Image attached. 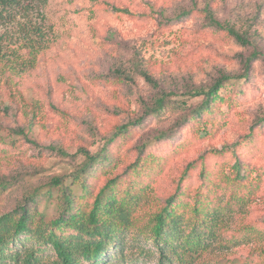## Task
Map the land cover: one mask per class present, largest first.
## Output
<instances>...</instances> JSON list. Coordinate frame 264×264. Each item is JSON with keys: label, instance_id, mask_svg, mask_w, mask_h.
Returning <instances> with one entry per match:
<instances>
[{"label": "rangeland", "instance_id": "374dc122", "mask_svg": "<svg viewBox=\"0 0 264 264\" xmlns=\"http://www.w3.org/2000/svg\"><path fill=\"white\" fill-rule=\"evenodd\" d=\"M17 1L0 21V182L8 184L0 189V215L34 190L43 193L52 177L68 176L82 161L78 155L65 158L39 150L21 138L19 148L11 149L2 144L10 141V131L23 130L42 149L54 146L70 156L80 149L95 153L117 127L143 117L144 105H152L160 91L183 101L189 108L182 114L188 113L201 99L189 98L186 92L207 88L222 74H242L241 59L257 51L260 57L247 79L230 81L221 89L223 101L216 102L218 113L208 121L175 129L156 141L160 133L174 129L179 117H148L108 145L114 158L110 154L107 168L110 176H125L140 145L160 162L152 176L141 179L140 187L146 185L149 196L126 199L128 220L116 232L117 242L131 258L132 251L154 247L145 229L154 212L153 200L162 203L172 195L184 169L194 163L182 179L186 201L191 202L201 169L195 161L203 156L214 169L221 157L209 156L211 149L241 143L235 149L261 174L258 197L244 217L222 210L224 228L217 231L221 245L213 239L207 243L208 233L200 231L208 250L191 264H260L259 243L238 230L264 222V124L255 127L264 116V0H47L44 21L31 7L33 0ZM203 9L243 35L249 45L241 46L207 25L198 14ZM183 12L191 15L171 22ZM32 27L40 31L37 39ZM31 39L39 48L34 60L23 45ZM142 72L158 87L149 85ZM250 128L252 142H240ZM89 182L96 193L104 176ZM52 201L41 195L36 203L39 210L48 209L49 218L56 216ZM191 226L181 230L180 238Z\"/></svg>", "mask_w": 264, "mask_h": 264}, {"label": "trees", "instance_id": "16d2710c", "mask_svg": "<svg viewBox=\"0 0 264 264\" xmlns=\"http://www.w3.org/2000/svg\"><path fill=\"white\" fill-rule=\"evenodd\" d=\"M47 0H33L31 7L39 13L41 21H44L42 8ZM17 0H0V21L10 9L16 8ZM27 13L29 10H23ZM198 14L204 16L207 25L224 31L241 46L249 45V41L232 27L222 24L208 9H203ZM191 12H183L174 17L173 21L186 19ZM34 39L40 36L39 29L32 27ZM29 40L23 45L28 50L29 60H34L39 48ZM43 41V40H42ZM260 53L254 51L245 59H241L243 73L239 75H220L214 83L207 88L189 90V98H200V104L188 113L182 114L189 107L183 101L172 99L171 93L160 91L152 105H144L143 117L134 122H127L116 128L110 138L105 140L98 152L91 153L80 149L74 156H70L64 150L49 146L40 148L38 144L28 139L27 134L19 129L10 131L7 137L10 141L2 144L11 149L19 148L17 140L21 138L26 143H31L39 150H47L60 157L80 156L82 161L76 165L72 173L66 177H52L45 191L34 190L26 195L21 204L14 209L0 215V264H143L147 260L157 259L156 264H191L198 259L204 251L208 250V244L203 243V231L207 234L208 242L213 239L222 243L217 231L224 228L222 222V210L228 213L234 212L238 217H244L247 209L256 200L257 191L261 184V174L255 166L245 162V153L237 152L236 147L241 143L222 148H213L208 152L211 157H221V162L214 169L205 164L203 156L195 163L201 164L198 175L199 184L193 192L191 202L186 201L187 192L182 187V179L194 165L189 164L184 169L178 181L176 190L162 203L154 198V212L149 216L146 225L150 236L147 241H152L154 247L146 250L131 252V258L126 256L125 247L117 242L119 237L116 232L120 225L128 220L129 212L126 199L130 201L138 196L148 197L150 191H145V186L140 187L142 178H149L159 168L158 158L146 153V146H136L137 157L130 163L124 172L125 176H110L107 165L114 158L108 145L123 135L129 129L144 121V119L161 118L165 114L177 115L174 129L160 133L156 141L164 140L174 133L175 129H181L186 125H199L205 123L209 117L218 113L217 101H223L220 97L221 89L230 81L247 79L252 63L259 59ZM143 79L154 88L157 82L147 72L141 73ZM264 124V116L258 118L256 126ZM253 128L244 134L240 142H252ZM203 135L207 132L203 129ZM111 154V156H110ZM98 175L104 176L102 187L96 192L90 188L91 179ZM109 175V176H108ZM8 186L0 182V189ZM123 187V189H122ZM78 191H77V190ZM123 190V191H122ZM52 199L55 205L56 216L49 218L48 209L39 210L37 198ZM183 223H187L183 225ZM211 223H213L211 225ZM194 224V226H191ZM192 227L187 236L180 238L181 230ZM143 231V230H142ZM240 233L247 240H256L259 243L260 254L264 263V222L262 226L256 223L242 226ZM145 233V232H143ZM177 244L174 242L178 241ZM130 249V248H128ZM113 253V254H112Z\"/></svg>", "mask_w": 264, "mask_h": 264}]
</instances>
